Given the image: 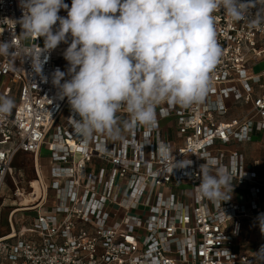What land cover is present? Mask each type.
<instances>
[{
    "label": "built area",
    "instance_id": "1",
    "mask_svg": "<svg viewBox=\"0 0 264 264\" xmlns=\"http://www.w3.org/2000/svg\"><path fill=\"white\" fill-rule=\"evenodd\" d=\"M213 15L222 56L204 101L162 104L153 127L125 125L122 140L98 134L83 141L68 121L70 110L59 123L68 102L51 78L57 68L67 71L61 63L67 44L48 54V82L30 60L0 56V94L15 102L12 115L0 118V193L19 153L34 154L41 188L37 195L33 180L28 192L17 187V196H32L21 212L36 215L20 227L11 216V232L0 236V264H263L245 248L242 224H258L264 214V182L231 147L264 133V70L251 69L264 60V0H248L241 20L222 10ZM21 16L20 0H0V40L19 44ZM41 39L31 46L39 50ZM235 108L240 117L226 120ZM44 148L50 187L37 162ZM209 157L231 173L232 191H246L244 202L200 195V165ZM240 237L243 249L236 247Z\"/></svg>",
    "mask_w": 264,
    "mask_h": 264
},
{
    "label": "clouds",
    "instance_id": "2",
    "mask_svg": "<svg viewBox=\"0 0 264 264\" xmlns=\"http://www.w3.org/2000/svg\"><path fill=\"white\" fill-rule=\"evenodd\" d=\"M20 8L19 44L0 40V56L30 60L33 73L48 82V54L67 44V71L55 69L51 83L67 98L73 132L87 142L98 134L122 140L125 125L153 127L162 104L203 102L222 56L213 14L241 20L248 0H71L70 7L65 0H20ZM33 38H43V47H32ZM14 107L0 94V118ZM121 111L128 117L123 123ZM198 190L211 201L230 200L231 173L209 157L200 165ZM257 220L264 233V214ZM257 254L264 255V246Z\"/></svg>",
    "mask_w": 264,
    "mask_h": 264
},
{
    "label": "rangeland",
    "instance_id": "3",
    "mask_svg": "<svg viewBox=\"0 0 264 264\" xmlns=\"http://www.w3.org/2000/svg\"><path fill=\"white\" fill-rule=\"evenodd\" d=\"M41 44H43V39H41ZM61 63L67 70V62L65 60H61ZM253 72H260L264 70V60L259 62H255L252 66ZM70 106L68 104L65 112L59 119V123H64L65 118L69 116ZM171 123L168 120V124ZM254 142L246 143V144H237L232 146L231 148H238L244 150L247 155V160L250 163H253L254 160L258 159V170L261 177L264 179V144L263 142H255L260 141L258 137H254ZM243 148V149H242ZM50 152L47 149L42 150V174L46 184L50 187L51 179V161L48 158ZM34 154L32 153H19L13 163V171L8 175L5 184L0 193V235L8 234L11 232L10 230V217L12 216V212H14L19 206L26 205L25 203H20V199L22 196L16 195L17 187H23L28 192L29 181L33 180V186L35 188V192L37 195L39 194L40 188L36 181V174L34 171ZM173 192H179L177 189H173ZM242 190L234 193L242 194ZM52 193V191H51ZM233 193V192H232ZM27 194V193H25ZM28 195V194H27ZM233 194L231 195V198ZM32 200V196L30 201ZM51 206V201L47 205V208ZM36 215V212H16L13 215V222L17 224V226H21L22 224H26L28 222L29 217H33ZM244 228L247 230V240L250 243V249L254 250L256 255L260 258L261 262L264 264V255H258L257 251L264 246V233L261 232L260 227L255 223H251L250 221H243ZM253 252V251H252Z\"/></svg>",
    "mask_w": 264,
    "mask_h": 264
},
{
    "label": "crops",
    "instance_id": "4",
    "mask_svg": "<svg viewBox=\"0 0 264 264\" xmlns=\"http://www.w3.org/2000/svg\"><path fill=\"white\" fill-rule=\"evenodd\" d=\"M240 115H241V111L239 110V108H235V109H233L232 111H231V113L226 117V120H228V121H232V120H234V119H238L239 117H240ZM255 137H258L259 138V140L260 141H255V142H263V144H264V133H256V135H255ZM254 142V141H253ZM238 149V148H237ZM243 149V148H242ZM241 150V149H240ZM242 152H243V154H244V156H245V159H246V168L247 169H249V170H255L257 173H258V175L260 176V178L262 179V181L264 182V179L261 177V175H260V173H259V170L257 169L258 168V164H259V160L258 159H256V160H254V162L253 163H250V162H248V160H247V155L245 154V152H244V150H242ZM38 157V156H37ZM48 158H49V156H48ZM50 159V158H49ZM41 160H42V152H41V157H40V159L39 158H37V162L38 163H40L41 164V167H40V171L42 172V162H41ZM33 162H34V159H33ZM43 175V174H42ZM238 191H241V190H238ZM40 192V191H39ZM233 193V197L231 198V200H233V201H235V202H244V195L246 194V191H243L242 192V194H239V193H237V194H235V196H234V193L235 192H237V190L236 191H232ZM40 194V193H39ZM38 194V195H39ZM10 219H11V217H10ZM12 220H13V215H12ZM243 224H244V222H243ZM253 224H255V223H253ZM258 225V224H257ZM245 226V225H244ZM244 226L242 225V237L244 238L245 236L247 237V230L244 228ZM259 226V225H258ZM4 235H6V234H4ZM0 236H3V235H0ZM242 237H240V238H238L237 239V241H236V247H239L240 249H243L242 247H241V245H242V242H241V239H242ZM246 246V245H245ZM250 243L248 242V244H247V246L245 247L246 249H248V250H250V251H255V249L254 250H252V249H250ZM255 253V252H254ZM256 254V253H255Z\"/></svg>",
    "mask_w": 264,
    "mask_h": 264
},
{
    "label": "bare ground",
    "instance_id": "5",
    "mask_svg": "<svg viewBox=\"0 0 264 264\" xmlns=\"http://www.w3.org/2000/svg\"><path fill=\"white\" fill-rule=\"evenodd\" d=\"M72 141H74V140H72V139H70V142L71 143H73ZM39 156V155H38ZM37 158H39V157H37ZM36 181H37V183H38V185H39V188H40V184H39V182H38V180L36 179ZM39 193H41V188H40V192ZM30 199H31V195H27V194H23V196L21 197V199H20V203H25L26 205H23V206H27L28 205V203L30 202ZM24 208H21V206H19L14 212H13V215L16 213V212H20V211H22Z\"/></svg>",
    "mask_w": 264,
    "mask_h": 264
}]
</instances>
